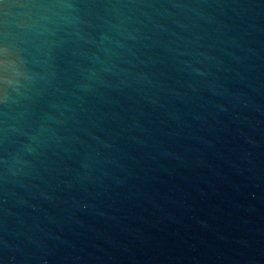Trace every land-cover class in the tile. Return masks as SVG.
<instances>
[{"label": "water", "instance_id": "water-1", "mask_svg": "<svg viewBox=\"0 0 264 264\" xmlns=\"http://www.w3.org/2000/svg\"><path fill=\"white\" fill-rule=\"evenodd\" d=\"M0 264H264V0H0Z\"/></svg>", "mask_w": 264, "mask_h": 264}]
</instances>
